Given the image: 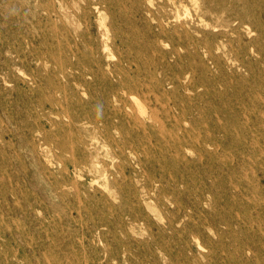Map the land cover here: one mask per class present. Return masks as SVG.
I'll return each instance as SVG.
<instances>
[{
	"label": "rangeland",
	"instance_id": "1",
	"mask_svg": "<svg viewBox=\"0 0 264 264\" xmlns=\"http://www.w3.org/2000/svg\"><path fill=\"white\" fill-rule=\"evenodd\" d=\"M197 2L212 13L190 34L217 62L201 48L165 54L172 27L198 18L190 0H112L102 24L86 0H0V264H264V0ZM161 12L170 36L154 40L148 23ZM216 14L244 25L232 31ZM115 38L113 58L102 49ZM127 46L132 77L182 125H228L224 160L194 163L191 148L192 163H179L169 135L136 130L122 148L84 129L121 104L111 93L121 85H107ZM119 93L151 104L142 90L138 102Z\"/></svg>",
	"mask_w": 264,
	"mask_h": 264
},
{
	"label": "bare ground",
	"instance_id": "2",
	"mask_svg": "<svg viewBox=\"0 0 264 264\" xmlns=\"http://www.w3.org/2000/svg\"><path fill=\"white\" fill-rule=\"evenodd\" d=\"M86 1L87 3L85 4L84 11L89 14L92 13V11L97 12L98 19H100L101 21L100 23L101 24L105 23L104 19L106 18L107 12H109V9H110L109 4L112 3V0H86ZM168 1H171L173 4H176V2L186 4L185 2H187V0H168ZM190 2L195 4L194 5L195 14L198 16V18L195 19L191 17L190 20L186 19L183 22L176 23L172 27L173 28L172 33L175 34V36L177 35V37L173 39V41L171 42L170 50L166 51L165 54L166 55L175 54L176 57L179 58L181 55H180L178 48L181 46H183V48H185L184 50H186V52L191 56H193V54L199 53L200 50L203 49L204 55L207 57V59H211V61L217 62V56L215 55V50L211 47L210 43L209 42L202 43L201 41L196 39L194 35L190 34V30H192V28L195 29L197 27V23H200L201 21H204L207 19V16H208L207 14L210 15V13H212L210 12L211 9L206 7L207 12L206 11L204 12L201 6H199V3L197 2V0H190ZM138 15L140 16V11ZM216 16H217L216 22L218 25L226 26V27L228 26L229 29L232 31H237V29H239L241 26L244 25L243 21L239 19V17L237 16H230L226 18H223L221 16L219 17L217 14ZM170 18H171V15L168 12H163V13L161 12V14H153L152 20H154V22L150 24L148 23V25H149V30L154 37V40L159 39L161 36H168V37L170 36L167 33L169 28H167L166 26V23L170 20ZM126 20H128V18ZM77 33L78 31L76 30V35ZM217 34H219L218 36H220L225 33L219 31L217 32ZM115 44H117L116 38L112 42V45L109 43V40L106 39L102 50L107 51L108 55H111L113 58H115L114 52L112 50V46L115 47ZM128 46H130V43ZM128 46L125 49V51H127V54L123 52L122 54L118 53V59L112 65V69L110 68L109 74L111 76L112 83H109V85H107V86L121 85L119 87H116L115 89H112L111 91L112 98H114V101L117 102L121 100L122 101L121 104L114 105L112 110L109 113H107V116L105 117L102 116L97 119L89 118L86 122H83L84 129L92 130L95 134L97 132H100L101 135L104 136V141H103L104 144H116L117 146L119 145V147H122V143H124L125 145H127L125 146L126 148H131L130 145L132 144H129L128 140L130 139V136L133 133L136 134V130L144 131L145 134L143 135L146 138L151 136L152 132L158 136H163V137L164 135H169V138L172 140L171 141L172 150L174 152L170 156L179 163H181V161L187 162L189 164L192 163L189 160V158H187V155H186V152L191 150V148H193L197 152V155H198L194 163L204 165V163L212 162L215 164V162L218 163L224 160L225 152L224 153L220 152L221 151V148H220L221 141H220L218 134L221 133V131H223V126L225 129H228V125L225 126L223 124L222 126L220 124L219 119L213 120L212 122H210V124H205V127H207V129L205 128V130H200L199 128L195 127L194 123L191 124L190 128L182 125L180 117L176 115V113L173 112L172 107L166 103L168 99H165V102L162 104L161 102L158 101L159 99V97H157L158 95H156V98L155 97L153 98L152 96H150L148 90L142 87L143 84H146L145 82L141 81L139 78L132 77L131 72L134 69L133 66L135 65L136 61L132 57L131 55L132 52L128 49ZM101 58H102L101 55L99 57H96V59L93 60V63L95 62V64L100 65ZM71 68H75V65L72 64ZM88 72L94 74L91 68H89ZM170 85L172 87L174 85L173 82H170ZM159 88L161 90V96L168 94V90H167L168 88L165 86L164 82L159 84ZM120 90H123L124 93L129 96V98L131 99L133 98L134 100H137V97L135 96L134 92L136 90H142L144 94L143 96L147 97V100H146L147 103L149 102L151 104L144 105L141 101L138 102L137 100L138 102L137 108L135 105L133 107V104H131L128 100L127 101L122 100V98L120 97V93H119ZM165 119L170 121V125H171L170 127L165 123ZM112 128L115 130L114 132L120 133L119 134L120 139L118 140L116 139V137L114 136L112 132L113 130ZM123 130H124V133H122ZM178 130L181 131L180 135L177 134ZM86 140H81L82 145L85 148L90 146L89 144H91L88 140L87 141ZM126 156L127 155H126L125 150H122L120 153H118L117 157H121V161H122V163H119L120 167H123V162L126 159ZM92 170L94 171V169ZM191 179L193 181V178Z\"/></svg>",
	"mask_w": 264,
	"mask_h": 264
}]
</instances>
